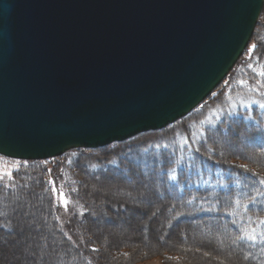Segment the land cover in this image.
<instances>
[{
	"label": "water",
	"instance_id": "obj_1",
	"mask_svg": "<svg viewBox=\"0 0 264 264\" xmlns=\"http://www.w3.org/2000/svg\"><path fill=\"white\" fill-rule=\"evenodd\" d=\"M264 0H0V155L96 149L202 104Z\"/></svg>",
	"mask_w": 264,
	"mask_h": 264
},
{
	"label": "trees",
	"instance_id": "obj_2",
	"mask_svg": "<svg viewBox=\"0 0 264 264\" xmlns=\"http://www.w3.org/2000/svg\"><path fill=\"white\" fill-rule=\"evenodd\" d=\"M262 19L261 15L253 34V48L244 52L223 81L225 83L228 80L233 70L244 61V55L252 50L254 59L245 72L244 83L234 88V91L242 94L256 88L261 89L260 86L264 84V70L261 69L262 73L259 74L257 69L259 66L264 68ZM260 27L262 29L258 30ZM223 82L215 92L219 93ZM223 92L220 95H224ZM239 94H228L230 107L226 102H220L218 106L222 110L221 116L216 122L206 125L195 142L192 139L183 142L182 136H176L171 139L160 138L145 146L147 150L136 146L138 148H133L126 156L118 157V154L111 152L121 143L143 134L161 133L188 117L191 112L162 130L142 133L102 148L76 149L78 156L71 168L72 174H66L75 181L77 198L83 205L80 207V214L76 213L69 223L61 222L50 189L51 180L64 177L65 173L63 175L61 170L63 165L55 162L58 158L29 160L32 166L14 175L13 188L0 186V251L6 250L8 245L14 255H20L24 244L14 245L6 237L16 235L24 238L33 234L38 242L28 247V251L33 254L37 250L42 251L40 264H138L143 259L159 255L169 264H193L192 257L198 254L205 258H211L212 255L221 257L223 251H216L210 242L213 238V242L216 239L221 246L230 242L228 249L245 264H264V185L260 180H264V95L251 93L255 96H248H252L254 101L249 100L248 104H244ZM235 102L238 103L234 105ZM196 125L197 128H192L194 133L201 126L199 121ZM216 136L246 141L249 154L241 151H220ZM83 152H91L92 157L98 154L103 156L84 157ZM64 157L65 154L59 159ZM241 161L243 163L238 164ZM43 163L55 165L47 167ZM136 178L142 179L147 187L153 188L155 205L148 207L147 214L157 218L155 221L156 218L149 217L152 223L154 221L162 225V238L155 242H160L157 252H149L154 247L146 241L140 247L135 240L117 245L108 241L105 246L102 233L94 231L101 219L105 218L106 224H113V218L135 206L126 199L119 204V197L113 201L106 194L93 189L89 181L95 179L97 182H114L120 179L135 182ZM25 201L32 211L26 216L31 219V223L26 229L18 231V217L24 208H16L26 203ZM145 213L142 212L140 216L145 217ZM124 222L128 223L126 219ZM146 222L148 227L143 235L149 240L152 239L150 233L154 232L152 230L156 224L151 227L150 222ZM188 228L199 230L200 236L206 239L201 243H194L192 250L181 249L174 242L176 238L177 243L187 244L190 241L186 231ZM65 231H71L72 235L69 237ZM136 239L139 240L140 237ZM203 257L201 259L204 262L206 259L203 260ZM9 262L17 264L15 261ZM217 262L225 264L221 260Z\"/></svg>",
	"mask_w": 264,
	"mask_h": 264
},
{
	"label": "rangeland",
	"instance_id": "obj_3",
	"mask_svg": "<svg viewBox=\"0 0 264 264\" xmlns=\"http://www.w3.org/2000/svg\"><path fill=\"white\" fill-rule=\"evenodd\" d=\"M263 16V23H264V5H263V11L262 14ZM263 27V26H262ZM262 27H260L258 30H261ZM253 38V37H252ZM254 44H252V39L247 47L246 50L252 49ZM243 56V55H242ZM244 61L237 66L228 80L223 82V86L219 88V93L215 92L212 93L210 96V99H207L204 103L199 105L195 110L192 111V113L184 118L183 120L179 121L178 123L174 124L173 126L169 127L167 130L160 132H155V133H148V134H143L140 137L121 143L118 147H115L113 151H111L114 154H118V157L121 155H128V152H130L133 148H146L145 146H148L151 143L156 142L160 138L163 139H171L176 136H182V141L183 142H188L189 139H192L193 142H195L199 137L201 131H203L204 127L206 125H209L210 123L216 122V120L221 116L222 110L220 109V106H218L221 102H226L228 104V107H230V99L228 97V94H233L237 95L239 94V97L242 98V103L248 104L249 100L254 101L252 96L248 95H253L251 93H256L258 96H263L264 95V84H262L260 87L261 89L256 88L255 90H250L247 91L246 93H241L240 91H234V88L240 87L244 83V78L245 77V72L249 69L250 63L254 59V55L252 50L247 54L244 55ZM259 70V74L262 73L261 69L264 70L262 66L257 67ZM226 79V78H225ZM224 91V95H220ZM247 96L248 99H245ZM255 96V95H253ZM238 97V98H239ZM225 98L226 101L223 99ZM222 100V101H221ZM228 100V101H227ZM240 100V98H239ZM238 102H235L234 105H236ZM199 121L200 123V128L198 129L197 133H194V129L197 128L196 122ZM194 128V129H192ZM218 147L220 151H241L245 152L246 154H249L247 149H246V144L247 142L244 140H239L236 138H227L223 137L220 138L218 136L215 137ZM182 142V143H183ZM138 146V147H136ZM117 148V149H116ZM76 149H72L68 152L65 153L66 157L59 159L60 156L53 157V158H58L55 162L58 165H63L61 166L62 173L64 175L63 178H59L56 181L50 182L51 184V194L54 202V206L57 209L59 213V218L61 222H67L69 223L72 218L78 213L77 215L80 214V207L83 205V203L77 198V187L75 181L71 178L69 174H66L67 172H71L72 166L74 165L75 159L78 156V153L75 151ZM105 151V150H104ZM85 154L84 157H92L91 152H83ZM91 154V155H90ZM98 158L103 156V155H95ZM93 156L92 158H94ZM50 159V158H48ZM44 160V159H42ZM29 160H19V159H13V158H8L0 155V186H3L4 188L11 189L14 187V175L20 171L25 170L29 166L31 167L32 164L28 162ZM243 163L238 162V164ZM42 165H46L43 163ZM55 164H47L46 166L53 167ZM254 166V165H253ZM59 172V170H58ZM62 175V176H63ZM61 176V175H60ZM142 179L136 178L135 182H126L124 180H118L114 182L110 181H105V182H97L95 179H92L89 181V185L93 187V189H96L100 191L103 194H106L108 198L113 199V201H116L115 199L119 197L118 203L121 204L123 199L129 200L130 203L134 204V208L130 209L126 213H123L122 215L117 216L116 218H113V224H106L105 223V218L101 219L99 221V224L97 227H94V231L96 232H101L102 233V240L104 242V245L106 246V243L108 241H111L113 244L117 245L122 242H129V241H137L136 244L140 247L143 245V242H149L151 247H157V244L155 243L156 240L158 241L159 239L162 238V225L154 226V231L152 233V239L146 240L145 236L143 234L146 233V227H148L146 218L143 219V217L140 218V214L142 212H146L149 210L148 207H151L154 204L155 197L152 193V187L151 188V193H150V188L146 186V183L141 181ZM261 181H264L262 178H260ZM109 183V184H108ZM71 185V186H70ZM264 185V183H263ZM62 194V195H61ZM77 198V199H76ZM122 198V199H121ZM0 201H2V198H0ZM26 202V201H25ZM26 203H22L19 207L16 209H23V212L20 213L18 219L20 220V225H18V231H22L27 228V226L30 225L31 219L27 218L26 216L32 213L31 210H29V206ZM37 202H35L36 204ZM142 211V212H141ZM141 212V213H139ZM150 212V211H149ZM151 214H146L147 221H149V216ZM139 216V217H138ZM131 217V218H130ZM127 218V219H126ZM129 218V219H128ZM136 218V219H135ZM140 218V220L138 219ZM125 219L129 222L126 223L124 222ZM132 220V221H131ZM66 224V223H65ZM152 224V223H151ZM150 226L152 227L154 223ZM164 224V223H163ZM188 236L190 237V241L185 244L181 245L177 243L178 240L176 238L174 239L175 245L181 249H189L192 250L191 248L194 247L193 244L196 243L197 241H205L206 239H203L200 236V231L197 229H192L188 228L186 229ZM66 234L70 237L72 234L70 233L71 231H65ZM31 235V234H29ZM177 236L180 234H176ZM140 237V239H136V237ZM11 239L14 242V245H17L18 243L22 245V253L15 254L11 252L10 246H6V250H1L0 251V264H8L11 262L9 261H15L17 264H40V260L42 258V251H38L37 253L33 254L28 251V247L32 246L36 242H38V238H36L33 234L28 237L20 238L16 237V235H10V237H6ZM4 239V238H3ZM212 241L211 244L214 246V248L220 252L223 251V254L221 257H214L212 255L211 258H206V260L203 262L201 257L202 254L195 255L192 257V263L193 264H214L215 261L221 260V262L225 264H245L243 261L238 259L237 257L234 256V253L231 252L228 247L230 246V242H226L224 246L219 245L216 242V239L213 242V238H211ZM208 241V240H207ZM17 243V244H16ZM214 243V244H213ZM216 244V245H215ZM13 245V246H14ZM227 246V247H226ZM224 248H227L224 250ZM230 250V251H229ZM31 253V254H30ZM30 257H33V260H30ZM217 258V259H216ZM17 259V260H15ZM138 264H169L166 259H164L162 256H153L149 257L146 259H143L140 261Z\"/></svg>",
	"mask_w": 264,
	"mask_h": 264
},
{
	"label": "bare ground",
	"instance_id": "obj_4",
	"mask_svg": "<svg viewBox=\"0 0 264 264\" xmlns=\"http://www.w3.org/2000/svg\"><path fill=\"white\" fill-rule=\"evenodd\" d=\"M105 180H106V179H105ZM115 180H116V179H115ZM108 184H109V183H108ZM139 213H141V212H139ZM144 213H145V212H144ZM145 214H147V213H145ZM145 214H142V215H145ZM148 216H149V215H148ZM138 217H139V216H138ZM149 217H152V216H149ZM130 218H131V217H130ZM140 218H141V216H140ZM140 218H138V219L140 220ZM145 218H146V221H147V217H146V215H145V217H143V219H145ZM153 218H154V217H152V219H153ZM155 218H156V217H155ZM155 218H154V219H155ZM126 219H127V218H126ZM135 219H136V218H135ZM149 219H151V218H149ZM156 220H157V218L155 219V221H156ZM126 221H127V220H126ZM131 221H132V220H131ZM149 222H150V224L152 223L150 220H149ZM149 222H148V223H149ZM128 223H129V222H128ZM153 223H154V221H153ZM153 223H152V224H153ZM152 224H151V225H152ZM154 224H156V223H154ZM156 226H157V224H156ZM171 230H172V229H171ZM150 234H152V233H150ZM170 234H171V233H170ZM170 234H169L168 236H170ZM151 236H152V235H151ZM167 238H168V237H167ZM171 240H172V239H171ZM156 241H157V240H156ZM157 242H158V241H157ZM159 243H160V242H159ZM159 243H158V244H159ZM165 243H166V242H165ZM200 243H201V241H200ZM202 243H203V242H202ZM204 243H205V242H204ZM158 244H157V245H158ZM163 244H164V243H163ZM163 244H162V245H163ZM207 244H209V243H207ZM207 244H206V245H207ZM148 245H149V244H148ZM160 245H161V244H160ZM162 245H161V247L165 246V244H164L163 246H162ZM199 245H200V244H199ZM201 245H202V244H201ZM201 245H200V246H201ZM204 245H205V244H204ZM204 245H203V247H204ZM146 247H147V246H146ZM148 247H150V246H148ZM159 247H160V246H159ZM159 247L157 246V247H154L155 249H154V248H153V249H149V248H148V249L150 250L149 252H151V251H152V252H153V251H154V252H155V251L157 252V250L159 249ZM205 248H206V246H205ZM207 248H208V247H207ZM208 249H209V248H208ZM210 249H211V247H210ZM158 251H159V250H158ZM211 251H212V250H211ZM216 251H217V250H216ZM186 253H187V252H186ZM0 254H1V253H0ZM152 254H154V253H152ZM188 254H189V252H188ZM189 255H191V254H189ZM201 258H202V257H201ZM204 259H206V258L203 257V260H204ZM217 263H218V262L216 261V264H217Z\"/></svg>",
	"mask_w": 264,
	"mask_h": 264
},
{
	"label": "snow or ice",
	"instance_id": "obj_5",
	"mask_svg": "<svg viewBox=\"0 0 264 264\" xmlns=\"http://www.w3.org/2000/svg\"><path fill=\"white\" fill-rule=\"evenodd\" d=\"M261 183H264V181H261ZM62 195V194H61Z\"/></svg>",
	"mask_w": 264,
	"mask_h": 264
}]
</instances>
